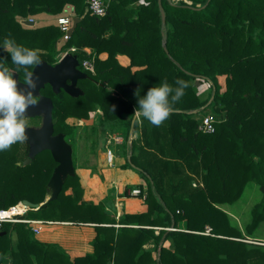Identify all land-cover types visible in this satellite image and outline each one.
Masks as SVG:
<instances>
[{
    "label": "trees",
    "instance_id": "trees-1",
    "mask_svg": "<svg viewBox=\"0 0 264 264\" xmlns=\"http://www.w3.org/2000/svg\"><path fill=\"white\" fill-rule=\"evenodd\" d=\"M104 1L108 11L100 17L86 9L87 0H0V59L22 82L25 69L11 64L5 38L41 50L51 64L72 47L81 65L93 59L95 74L86 71L93 79L82 81V95L55 93L49 84L41 90L54 103V133L71 141L75 122L97 109L104 130L127 128L126 166L139 175L132 190H140L147 208L117 220L105 205L83 199L75 173L55 200L19 217L95 223L94 251L73 258L58 243L39 240L28 224L5 222L0 264H264V244L245 241L220 206L240 200L253 182L261 199L251 208L248 235L264 221V0H162V8L158 0ZM69 13L80 22L64 39L58 19ZM178 78L188 87L161 126L140 116L133 122L136 89L144 96L164 79L175 87ZM196 82L210 83L211 93L204 98ZM210 105L218 122L214 133H204L198 111ZM131 132L137 138L128 144ZM28 152L27 141L0 151V209L23 200L41 204L50 192L57 165L51 152L23 165ZM150 241L155 246L145 247Z\"/></svg>",
    "mask_w": 264,
    "mask_h": 264
},
{
    "label": "rangeland",
    "instance_id": "rangeland-1",
    "mask_svg": "<svg viewBox=\"0 0 264 264\" xmlns=\"http://www.w3.org/2000/svg\"><path fill=\"white\" fill-rule=\"evenodd\" d=\"M220 83L224 86L225 77H220ZM209 84L208 82H196L197 89L204 98L211 93ZM213 110V105L207 106L206 109L198 111V117L208 112L214 113ZM27 118L29 126L41 125V117ZM102 118V111L96 110L91 119L85 121L77 120L75 122L76 134L70 143L73 146V158L76 164L75 171L80 175L84 188L83 199L105 206L115 204V213H117L118 209L128 210L132 199L135 200L137 206L143 203L142 200L145 199L142 196L132 194V189L137 187L140 179L138 178L139 175L137 176L133 170L126 166L127 128H118L115 131L104 130L101 123ZM95 128L96 132L94 131ZM135 138H137L136 133L130 134L128 144H131V141ZM109 150L112 151L113 160L109 159ZM19 157L22 161L23 156L20 155ZM128 189H131V191ZM125 191L129 192L130 195L126 196ZM67 192L71 193L72 190L70 189ZM49 193H47V197L50 195ZM260 199L261 191L259 186L250 182L243 197L234 204V208L250 218L252 206ZM111 213L116 215L113 212ZM249 222V220L242 222L243 232L247 236L250 235L246 232L245 224L247 225ZM185 225V222H181L180 226L185 227ZM257 235L259 236L255 237V240L246 239L245 241L264 244V221L251 234L252 237Z\"/></svg>",
    "mask_w": 264,
    "mask_h": 264
},
{
    "label": "clouds",
    "instance_id": "clouds-1",
    "mask_svg": "<svg viewBox=\"0 0 264 264\" xmlns=\"http://www.w3.org/2000/svg\"><path fill=\"white\" fill-rule=\"evenodd\" d=\"M3 51L10 54L11 64L18 72L25 69V87L19 88L12 68L5 59H0V151H8L14 144H23L28 140L26 129L29 127L27 110L35 107L38 100L34 91L38 86V76L27 69L41 63V50L31 49L17 44L13 38H5ZM188 87L186 81L176 79L175 87L167 79L150 87L144 96L136 89L138 107L134 114L147 120L154 126H161L169 118L173 106L181 100Z\"/></svg>",
    "mask_w": 264,
    "mask_h": 264
},
{
    "label": "water",
    "instance_id": "water-1",
    "mask_svg": "<svg viewBox=\"0 0 264 264\" xmlns=\"http://www.w3.org/2000/svg\"><path fill=\"white\" fill-rule=\"evenodd\" d=\"M162 8V0H158ZM162 22L166 23V15L164 10L161 9ZM80 22V18L73 17L72 26L68 34L71 36ZM26 24L35 25V21H25ZM80 61L78 57L72 52H66L61 58H58L54 64L41 60L38 66L32 70L34 76H38V86L34 91V98L39 102L37 106H30L27 110L28 117L39 116L42 118L40 126H29L26 129L28 135L29 152L28 158L23 162L27 165L41 153L48 150L51 152L53 159L57 163L54 168L53 174L48 182L50 195L46 198L45 202L38 204L29 200L21 201L26 207L38 210L44 204L55 200L62 191L65 180L68 176L75 175V165L73 158V146L66 140L65 134H55L53 108L54 103L51 97L41 93V90L49 84L55 93L65 91L72 97H78L83 94V90L77 85L79 79L86 78V74L78 67ZM14 78L18 81V87L24 88V82L19 79L18 74H14ZM137 115L133 119V122ZM132 133V132H131ZM21 164V163H20ZM5 233V232H2Z\"/></svg>",
    "mask_w": 264,
    "mask_h": 264
},
{
    "label": "crops",
    "instance_id": "crops-1",
    "mask_svg": "<svg viewBox=\"0 0 264 264\" xmlns=\"http://www.w3.org/2000/svg\"><path fill=\"white\" fill-rule=\"evenodd\" d=\"M133 133V132H132ZM130 133V134H132ZM137 175V174H136ZM138 176V175H137ZM139 178V176H138ZM131 191V189H128ZM246 191V190H245ZM245 193V192H244ZM143 203L137 204L135 203V200L132 199L130 202V206H128V210L124 209H118L117 213H115V204L106 206V209L116 214L117 220H119V217L124 212H138V211H144L146 210L147 206L144 203V200H142ZM237 203V202H235ZM225 203L220 204V206L228 213L231 222L237 226L242 232H243V225L242 222L245 220L248 221L250 218L244 215V213H241V211H238L235 209L234 204ZM136 204V205H134ZM244 215V216H243ZM245 217V218H244ZM34 220H41V219H34ZM43 220V219H42ZM44 223L41 224H35L37 228H39L38 232H35V236L44 242H50V243H58L61 245L70 255L71 257H77V256H84L87 253H92L94 251V247L92 245V241L94 237L96 236V230H95V223H69L68 221H53L54 223H51V220H44ZM50 221V222H46ZM68 222V223H66ZM109 226L110 224H105ZM119 224H116V227H118ZM246 226V224H245ZM156 233H159L160 227H155ZM244 234V232H243ZM247 239L255 240L256 238H252L250 236H246ZM155 244L153 241H150L148 244L145 245V247L153 248Z\"/></svg>",
    "mask_w": 264,
    "mask_h": 264
},
{
    "label": "built area",
    "instance_id": "built-area-1",
    "mask_svg": "<svg viewBox=\"0 0 264 264\" xmlns=\"http://www.w3.org/2000/svg\"><path fill=\"white\" fill-rule=\"evenodd\" d=\"M86 9L91 12L92 14L96 16H105L108 11V3L104 0H87V5ZM72 17L73 14L69 13L66 15L61 16L58 19L59 27L62 32V38L68 39L70 35L68 32L70 31V28L72 26ZM75 48H69L67 51H65L63 54H60L59 58H61L66 52H72L74 51ZM85 71L90 72L91 74H95V66H94V61L93 59H85L82 62L81 65ZM99 85H103L102 83L98 82ZM99 112L101 111L100 109H97ZM138 116V115H137ZM218 122L217 116L212 113L208 112L203 114L200 117L199 120V130L204 132V133H214L216 131V123ZM109 159L113 160V154L112 151L109 150ZM196 186L197 184L194 183ZM140 190L139 189H134L132 190L133 195H139ZM28 207H26L22 202L18 203L17 205L11 206L7 209H0V232L2 231L3 224L5 222H10V223H17V222H22L26 223L29 226L32 227L34 232H38L39 228L35 226V224H41L44 223V220H34L31 218H20L19 215H23L28 211ZM50 222V221H46ZM62 221H60L61 223ZM69 223H75L73 221H68ZM66 222V223H68ZM51 223H54L51 220ZM78 223V222H76ZM79 224V223H78ZM168 229H173V228H168ZM201 233H206V232H201Z\"/></svg>",
    "mask_w": 264,
    "mask_h": 264
},
{
    "label": "flooded vegetation",
    "instance_id": "flooded-vegetation-1",
    "mask_svg": "<svg viewBox=\"0 0 264 264\" xmlns=\"http://www.w3.org/2000/svg\"><path fill=\"white\" fill-rule=\"evenodd\" d=\"M80 61V60H79ZM82 72H84L85 74H86V78H83V79H79L78 80V83H77V85L80 87V85L82 84V81H84V80H88V79H90L91 77L87 74V72L85 71V69L81 66V64L79 65V67H78ZM91 79H93V78H91ZM81 88V87H80ZM70 142V141H69Z\"/></svg>",
    "mask_w": 264,
    "mask_h": 264
}]
</instances>
